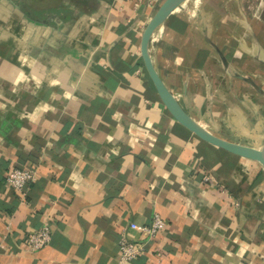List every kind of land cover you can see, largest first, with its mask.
Here are the masks:
<instances>
[{"label":"crops","instance_id":"1","mask_svg":"<svg viewBox=\"0 0 264 264\" xmlns=\"http://www.w3.org/2000/svg\"><path fill=\"white\" fill-rule=\"evenodd\" d=\"M163 1L0 0V264H264L260 163L179 123L145 68ZM149 51L197 121L263 143L264 0H184ZM21 166L38 171L25 192L6 181ZM155 212L166 227L122 260Z\"/></svg>","mask_w":264,"mask_h":264},{"label":"water","instance_id":"2","mask_svg":"<svg viewBox=\"0 0 264 264\" xmlns=\"http://www.w3.org/2000/svg\"><path fill=\"white\" fill-rule=\"evenodd\" d=\"M183 1L184 0H164L143 31L141 39V53L148 75L153 81L161 100L179 123L187 127L189 130L194 132L196 136L208 143L238 156L257 161L261 164L264 170V140L259 147H255L225 139L206 128L203 124L191 116L190 113H188L181 102L164 83L154 66L149 51V43L152 34L155 29L161 25L171 12Z\"/></svg>","mask_w":264,"mask_h":264},{"label":"built area","instance_id":"3","mask_svg":"<svg viewBox=\"0 0 264 264\" xmlns=\"http://www.w3.org/2000/svg\"><path fill=\"white\" fill-rule=\"evenodd\" d=\"M38 178V171L35 167L21 166L10 169L6 175V181L16 191L25 192L30 183ZM204 181H211L212 174L203 175ZM131 228L138 230L145 236V241L134 240L126 235H122L119 241L120 256L122 260H133L144 250L145 242L157 236L160 231L166 227V220L158 212H155L153 218L148 224L130 223ZM52 237L51 228L48 224L29 232L26 236L28 246L31 250H39L47 245Z\"/></svg>","mask_w":264,"mask_h":264},{"label":"rangeland","instance_id":"4","mask_svg":"<svg viewBox=\"0 0 264 264\" xmlns=\"http://www.w3.org/2000/svg\"><path fill=\"white\" fill-rule=\"evenodd\" d=\"M259 167H260V169H263V167L261 166V164L260 165H258Z\"/></svg>","mask_w":264,"mask_h":264}]
</instances>
